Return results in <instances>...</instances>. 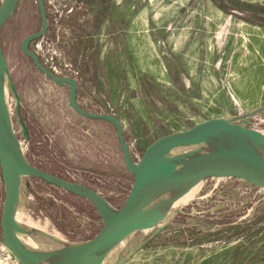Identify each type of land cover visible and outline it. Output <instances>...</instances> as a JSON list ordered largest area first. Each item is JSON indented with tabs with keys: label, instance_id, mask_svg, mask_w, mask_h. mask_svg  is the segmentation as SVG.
Returning a JSON list of instances; mask_svg holds the SVG:
<instances>
[{
	"label": "rangeland",
	"instance_id": "1",
	"mask_svg": "<svg viewBox=\"0 0 264 264\" xmlns=\"http://www.w3.org/2000/svg\"><path fill=\"white\" fill-rule=\"evenodd\" d=\"M43 2L48 31L31 51L53 74L75 79L83 109L121 120L134 162L158 138L204 120L228 119L264 136V0H217L231 14L211 0ZM40 26L36 1L18 0L0 30L16 144L31 165L87 186L121 209L133 176L114 127L76 114L67 86L52 83L20 50ZM254 145L264 156V141ZM26 180L21 195L27 199L21 197L16 211L22 225L70 245L98 233L90 201L36 181L27 190ZM195 185L190 203L111 247L101 264H264V188L232 178ZM81 213L90 221L83 231Z\"/></svg>",
	"mask_w": 264,
	"mask_h": 264
},
{
	"label": "water",
	"instance_id": "2",
	"mask_svg": "<svg viewBox=\"0 0 264 264\" xmlns=\"http://www.w3.org/2000/svg\"><path fill=\"white\" fill-rule=\"evenodd\" d=\"M35 1L41 26L37 32L24 37L20 43V50L52 83L67 86V101L76 114L86 119L107 122L114 127L124 167L132 174L133 182L122 208L114 209L93 189L41 170L31 165L21 151L7 146L2 136L1 109L7 68L0 44V173L4 188L0 234L3 245L19 264H35L34 259L25 251L18 238V234L23 235L28 231L22 227L17 228L15 223L21 176L40 179L69 194L87 199L100 219L101 228L98 233L85 242L75 244V247L59 260V264H101L104 256L112 248H106L100 257L93 258L97 250L104 246H111L115 240L130 236L137 231L155 228L167 216L165 211L168 206L188 188L200 181L232 178L264 188V158L254 145L260 140L264 141V136L258 131L234 124L228 119L204 120L187 130L164 135L150 143L141 158L134 162L123 134L121 121L108 113H92L83 109L76 99L75 79L67 75L53 74L31 51L30 44L43 38L48 31L44 2L43 0ZM17 3L18 0H1L0 30L15 11ZM10 89L14 97L18 99L11 85ZM5 112L10 124V116L6 108ZM20 125L23 135L27 137L26 127L21 120ZM10 134L15 139L12 130ZM183 146L198 147L185 165L173 173L169 179L162 181L165 168L174 158L173 151ZM147 221L149 222L146 223ZM52 253L42 254L49 256Z\"/></svg>",
	"mask_w": 264,
	"mask_h": 264
},
{
	"label": "bare ground",
	"instance_id": "3",
	"mask_svg": "<svg viewBox=\"0 0 264 264\" xmlns=\"http://www.w3.org/2000/svg\"><path fill=\"white\" fill-rule=\"evenodd\" d=\"M5 87V86H4ZM6 98H7V87L3 88V96H2V136L7 144L11 149L21 151L19 149L17 141L11 137V130L9 127V119L6 115L5 108L8 111V108L6 106ZM5 107V108H4ZM8 113V112H7ZM198 146H183L181 147L182 150L179 152V154H174L173 160L169 163L168 167L165 168L163 174H162V181H165L169 179L173 173H175L178 169H180L183 165H185L192 157V155L195 153ZM263 158V154H260ZM197 189V185H194L190 188H188L183 194H181L178 198H176L167 208L165 213H169L172 207L181 205H187L193 200L194 193ZM147 221L146 223H148ZM15 223L17 225V228L22 227L25 228L28 233L19 235L18 238L25 249L27 253L34 259L35 264H59V260L66 255L68 252H70L75 245H70L67 242L62 241L58 237L49 236L43 232H36L35 228L32 225H22L19 222L17 212L15 214ZM21 229V228H20ZM129 236H125L123 238L117 239L111 244V246H104L97 250V252L94 254L93 258L100 257L101 254L105 252L106 248L110 247H117V246H123ZM47 252H53L52 254H49L44 256L42 253Z\"/></svg>",
	"mask_w": 264,
	"mask_h": 264
},
{
	"label": "built area",
	"instance_id": "4",
	"mask_svg": "<svg viewBox=\"0 0 264 264\" xmlns=\"http://www.w3.org/2000/svg\"><path fill=\"white\" fill-rule=\"evenodd\" d=\"M23 178H26L27 180L25 181V186L27 188V190H30L31 188V182L32 181H36V183H42V184H46L44 181L37 179V178H33V177H28V176H21L20 178V185L23 182ZM33 178V179H31ZM31 179V180H30ZM50 185V184H47ZM52 186V185H50ZM56 189H59L55 186H52ZM62 190V189H60ZM64 191V190H63ZM66 192V191H65ZM69 194V193H68ZM72 195V194H70ZM128 195V194H127ZM126 195V196H127ZM75 196V195H74ZM126 198V197H125ZM125 200V199H124ZM3 202H4V188H3V182H2V178L0 177V217H1V212H2V208H3ZM90 222V221H89ZM98 224L100 225V221L98 222ZM0 264H19L18 260L7 250V248L3 245L2 241H1V234H0Z\"/></svg>",
	"mask_w": 264,
	"mask_h": 264
},
{
	"label": "crops",
	"instance_id": "5",
	"mask_svg": "<svg viewBox=\"0 0 264 264\" xmlns=\"http://www.w3.org/2000/svg\"><path fill=\"white\" fill-rule=\"evenodd\" d=\"M110 2V1H109ZM106 3V2H105ZM105 5V9H109V8H111L112 6H110L109 4H104ZM100 8H102L101 6H99ZM93 11L95 10V11H97V8L96 7H93V9H92ZM108 23V20L107 19H105V20H103V22H102V26L101 27H104V25H106ZM90 68H92V67H89L88 68V70L90 69ZM105 86V85H104ZM137 99V98H136ZM138 101V100H137ZM121 121V120H120ZM121 124H122V122H121ZM22 194V191H21V185H20V193H19V202H21V197L23 198V201H24V199L26 200L27 199V196H25V195H21ZM83 198V197H82ZM19 202H18V207H19ZM25 202V201H24ZM77 221L80 223V226H79V228H78V230H81V231H83V229H84V227H87V226H89V219H88V217H85L84 216V214L83 213H81V215H77ZM83 233V232H82ZM83 241H81V240H77V241H75L74 243L75 244H77V243H82ZM70 244V243H69Z\"/></svg>",
	"mask_w": 264,
	"mask_h": 264
},
{
	"label": "trees",
	"instance_id": "6",
	"mask_svg": "<svg viewBox=\"0 0 264 264\" xmlns=\"http://www.w3.org/2000/svg\"><path fill=\"white\" fill-rule=\"evenodd\" d=\"M211 1H213L217 6H219L220 8H223V10L227 13V14H231V13H234V10L233 9H230V8H226V7H224V6H220L219 4H218V2H217V0H211ZM241 14V17L245 20V21H247V22H251V23H258V24H262V22H260V21H257L258 19L256 18H254L253 16L251 17V16H249V15H243L242 13H240ZM264 24V23H263Z\"/></svg>",
	"mask_w": 264,
	"mask_h": 264
}]
</instances>
